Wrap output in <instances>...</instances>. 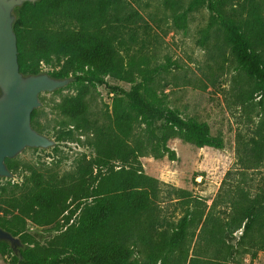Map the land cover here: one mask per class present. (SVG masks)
Instances as JSON below:
<instances>
[{
  "label": "trees",
  "instance_id": "16d2710c",
  "mask_svg": "<svg viewBox=\"0 0 264 264\" xmlns=\"http://www.w3.org/2000/svg\"><path fill=\"white\" fill-rule=\"evenodd\" d=\"M206 6L211 13L209 27L222 31L237 69L263 98L264 5L255 0H207ZM16 15L13 30L22 74L47 72L54 78L71 74L72 84L92 87L111 77L129 84L130 90L113 115L99 125L89 119L85 104L66 110L70 125L81 124L92 131L93 159L82 161L68 175L33 170L21 185H4L0 227L18 237L24 248L18 257L0 242V255L13 254L12 264H183L188 228L195 219L192 212L161 229L160 183L136 168L115 169L112 163L147 151L174 160L168 145L174 138L196 148L222 149L224 143L206 123L184 118L179 110L168 107L157 92V76L163 68L149 66L142 52L146 41L138 39L140 29L147 35L148 24L137 11H122L115 0H38L25 2ZM54 60H64L69 71H45L43 66ZM31 125L43 132L39 110L32 112ZM249 151L254 161L264 160V117ZM5 163L15 171L16 160ZM262 186L252 204L239 207L247 221L244 231L252 229L264 210V182ZM175 193L183 196L185 192ZM60 217L65 229L59 251L42 252L27 232V222L56 226Z\"/></svg>",
  "mask_w": 264,
  "mask_h": 264
},
{
  "label": "rangeland",
  "instance_id": "374dc122",
  "mask_svg": "<svg viewBox=\"0 0 264 264\" xmlns=\"http://www.w3.org/2000/svg\"><path fill=\"white\" fill-rule=\"evenodd\" d=\"M115 1L122 11H137L148 24L147 35L140 29L138 39L146 41L142 52L149 66L163 68L155 87L167 106L179 110L184 118L206 123L211 134L223 140L224 147L196 148L174 138L168 144L175 153L174 160L147 151L126 162H113L114 168L133 167L160 183L161 210L157 217L161 229L172 227L192 212L195 219L188 228L183 264H264V210L249 231H244L247 221L239 211V207L252 204L263 188L264 160L254 161L249 148L264 117V97L237 69L222 31L209 27L207 0ZM255 1L264 5V0ZM189 6L194 9L189 11ZM43 68L69 71L64 60H54ZM73 81L58 92L39 96L41 107L36 110L41 133L55 146L25 149L13 158L16 169L11 178H0V196L7 182L19 186L33 170L68 175L82 161L95 157L92 131L81 124L70 125L66 110L85 104L89 119L99 125L120 107L130 85L111 77L96 87ZM176 190L185 193L180 196ZM63 222L64 217L56 226L38 227L27 222L26 230L39 250L57 252ZM12 256L0 255V264H12Z\"/></svg>",
  "mask_w": 264,
  "mask_h": 264
},
{
  "label": "water",
  "instance_id": "95a60500",
  "mask_svg": "<svg viewBox=\"0 0 264 264\" xmlns=\"http://www.w3.org/2000/svg\"><path fill=\"white\" fill-rule=\"evenodd\" d=\"M38 0H0V178H11L5 160L25 149H48L55 142L35 130L31 114L41 107L39 96L67 87L74 78H54L46 72L24 75L19 71L17 38L13 30L16 9ZM0 242L20 257L21 240L0 227Z\"/></svg>",
  "mask_w": 264,
  "mask_h": 264
}]
</instances>
